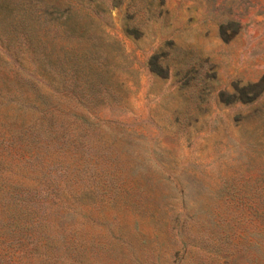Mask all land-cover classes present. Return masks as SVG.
Listing matches in <instances>:
<instances>
[{"label":"rangeland","instance_id":"rangeland-1","mask_svg":"<svg viewBox=\"0 0 264 264\" xmlns=\"http://www.w3.org/2000/svg\"><path fill=\"white\" fill-rule=\"evenodd\" d=\"M20 1L0 0V264H264V0Z\"/></svg>","mask_w":264,"mask_h":264},{"label":"trees","instance_id":"trees-1","mask_svg":"<svg viewBox=\"0 0 264 264\" xmlns=\"http://www.w3.org/2000/svg\"><path fill=\"white\" fill-rule=\"evenodd\" d=\"M5 4H11V3H17V4H24L20 0H2ZM32 3L37 4L40 1L39 0H31ZM48 10V9H46ZM46 10L44 13L46 14ZM67 19L69 16L66 17ZM66 27L70 32L74 31V26L70 24L69 22H66ZM127 31H137L136 28L132 27H126ZM91 52L86 50L82 56V61L85 62L81 65L76 66V76L72 82V88H79L80 83L81 89L88 92V94H93L98 87L102 85V78L100 76V73H94L91 69H94L93 67L89 66L90 61H94V59L91 56ZM67 64L69 65V60H67ZM95 70V69H94ZM254 87L258 88L255 96H253V104L255 103L254 109L252 113H254L258 118H260L264 122V76H262L256 83L253 84ZM242 105H246V102H243Z\"/></svg>","mask_w":264,"mask_h":264}]
</instances>
